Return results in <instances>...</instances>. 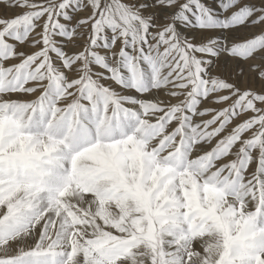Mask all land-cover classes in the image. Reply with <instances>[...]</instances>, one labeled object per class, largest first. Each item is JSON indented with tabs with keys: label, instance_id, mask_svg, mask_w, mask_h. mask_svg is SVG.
<instances>
[{
	"label": "snow or ice",
	"instance_id": "6c2138e0",
	"mask_svg": "<svg viewBox=\"0 0 264 264\" xmlns=\"http://www.w3.org/2000/svg\"><path fill=\"white\" fill-rule=\"evenodd\" d=\"M0 264H264V0H0Z\"/></svg>",
	"mask_w": 264,
	"mask_h": 264
}]
</instances>
